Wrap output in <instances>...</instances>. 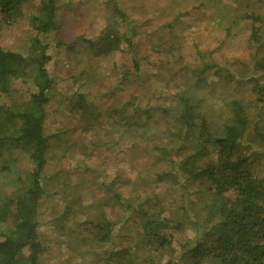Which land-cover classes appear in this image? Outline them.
<instances>
[{
    "label": "rangeland",
    "instance_id": "1",
    "mask_svg": "<svg viewBox=\"0 0 264 264\" xmlns=\"http://www.w3.org/2000/svg\"><path fill=\"white\" fill-rule=\"evenodd\" d=\"M40 2L26 1L22 13L3 24L0 36L3 46L28 53L36 35L31 16L39 12ZM238 2L57 0V28L47 36L48 54L52 56L47 69L55 84L49 91L51 100L46 106L45 122L46 129L57 137L51 139L44 171L46 193L38 210L44 246L39 264H104V256L111 248L139 241L137 231L131 229L128 234L121 232L113 236L109 243L92 237L90 220L94 213H100L96 208L102 205L104 210L100 217L106 216L113 223H117L123 213L114 203L106 205L104 202L117 190L115 179L121 182L125 195L136 189L155 194L159 205L164 207L159 214L173 220L177 218L181 203L175 186L170 181L158 180L155 175L168 171L172 163L165 158L158 160L157 156L162 147L177 144L174 126L179 96L196 81L195 66L203 68L208 64L205 59L210 51H214L212 56L220 65L226 64L227 69L217 72V67H207L204 73L207 86L202 91L206 94L204 112H209L210 119L219 124L228 115L226 100L235 97L242 98L252 117L260 112L250 83L243 80L242 85L225 84L222 80L228 71L235 77L251 73L254 63L255 46L249 43V28L254 25L236 18ZM122 13L136 25L137 51L146 57L140 61L139 71L126 51L129 45L122 36L127 33ZM116 34L121 38L118 44ZM96 39L102 40L99 46L102 50L85 47L88 41ZM58 43L62 46L57 47ZM164 48L165 52H158ZM133 93H137L133 101L140 108L130 105L125 113L116 112L132 99ZM10 95L19 106H24L29 99V89L21 80H14ZM81 95L88 99V106L79 105ZM145 105L152 107V123L150 132L140 138L139 134L147 125ZM161 107L168 109L166 115ZM126 115L132 116L130 120H124ZM121 122L126 125L135 122L140 130L137 133L129 131L130 127L120 130ZM170 126L173 128L169 129ZM124 130L131 135L126 133L119 139ZM184 143L193 142L185 139ZM257 145L259 143L253 146L252 157L256 159L257 171L264 177V147H255ZM184 153L185 150L174 149L171 158L178 161ZM12 157L16 158L19 168L32 169L25 152L3 150L0 197L10 195L12 190L8 185L19 169L11 164ZM6 163L11 165L10 169L4 168ZM142 183L145 188L135 187ZM155 207L159 210L157 204ZM10 216L11 224L13 211ZM193 230L192 225L187 224L186 229L175 231V244L190 237ZM139 245L145 247L143 241ZM147 255L149 253L140 252L141 257ZM167 256L157 257L153 253L151 262L164 264Z\"/></svg>",
    "mask_w": 264,
    "mask_h": 264
},
{
    "label": "trees",
    "instance_id": "2",
    "mask_svg": "<svg viewBox=\"0 0 264 264\" xmlns=\"http://www.w3.org/2000/svg\"><path fill=\"white\" fill-rule=\"evenodd\" d=\"M26 1L0 0V36L3 24L20 15ZM238 1L236 18L254 25L249 28V43L255 46L254 63L251 73L235 77L228 71L222 80L225 84L242 85L243 80L250 83L260 112L252 117L242 98L238 97L226 100L228 115L219 124L210 119L209 112H204L206 94L203 89L207 86L204 73L207 67H217V72L227 69L226 64L220 65L212 56L214 51H210L205 59L208 64L203 68L195 66L196 81L179 96L174 126L177 128V144L171 148L162 147L157 156L158 160L165 158L172 163L168 171L155 175L158 180L170 181L175 186L182 217L179 212L174 220L160 215V209L164 210V207L159 205L155 194L136 189V193L125 195L121 182L115 179L113 183L117 190L104 202L106 205L114 203L123 213L118 216V222L113 223L106 216L100 217L104 210L102 205L96 208L100 213H94L90 220L91 231H94L92 237L98 242L109 243L113 236L121 232L128 234L131 229L137 231L139 241L111 248L104 256V264H153V253L157 257L168 255L164 264H264V177L257 171L256 159L252 157L254 145L259 143L255 147H264V0ZM57 11V0H41L39 12L31 16L36 35L28 53L0 43V155L3 150H21L32 164V169L25 171L19 168L15 157L11 159V164L19 169L8 185L12 190L10 195L0 197V264H39V257L44 252L38 210L46 193L44 171L51 139L57 137L56 133L46 129L45 123L46 106L51 100L49 91L55 84L47 69L52 57L48 54L47 36L57 28ZM122 15L127 30L122 36L129 45L126 51L139 71L140 61L146 57L137 51L136 25L126 14ZM116 37L118 44L121 38L118 34ZM101 43L99 39L91 40L85 47L100 49ZM60 46L62 44L58 43L57 47ZM162 51L165 52V48L158 50ZM14 80H21L29 89V99L24 106H19L11 98ZM136 96L137 93H133L132 99L116 112L125 113L130 105L137 108L133 101ZM87 104L88 99L81 95L79 105ZM143 109L147 125L139 134L140 138L150 132L152 123V107L145 105ZM160 109L164 115L168 113L166 107ZM131 117L126 115L124 120ZM125 127H130L129 131L133 133L140 130L135 122L127 125L121 122L119 129ZM127 131H122L119 139L126 133L131 135ZM185 139H191L193 143L188 145L184 143ZM174 149L178 152L185 150L178 161L171 158ZM4 168L10 169L11 165L6 163ZM145 185L135 187L145 188ZM11 211L14 220L10 224ZM187 224L192 225L194 233L176 245L173 234L186 229ZM141 241L144 248L139 245ZM141 251L149 253L148 257H141Z\"/></svg>",
    "mask_w": 264,
    "mask_h": 264
}]
</instances>
